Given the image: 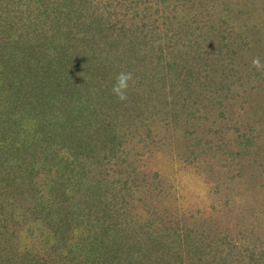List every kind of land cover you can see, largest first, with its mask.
<instances>
[{"label": "rangeland", "instance_id": "1", "mask_svg": "<svg viewBox=\"0 0 264 264\" xmlns=\"http://www.w3.org/2000/svg\"><path fill=\"white\" fill-rule=\"evenodd\" d=\"M257 56L264 0H0V264H264Z\"/></svg>", "mask_w": 264, "mask_h": 264}, {"label": "clouds", "instance_id": "2", "mask_svg": "<svg viewBox=\"0 0 264 264\" xmlns=\"http://www.w3.org/2000/svg\"><path fill=\"white\" fill-rule=\"evenodd\" d=\"M252 66L257 70H264V62H262L259 56L252 60ZM132 80V73L121 71L116 77L115 82L112 85V93L115 97L124 102L128 99L129 82Z\"/></svg>", "mask_w": 264, "mask_h": 264}]
</instances>
